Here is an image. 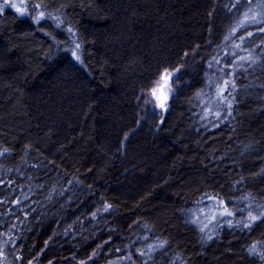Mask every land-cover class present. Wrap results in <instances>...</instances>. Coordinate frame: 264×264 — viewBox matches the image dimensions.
<instances>
[{"label": "trees", "instance_id": "16d2710c", "mask_svg": "<svg viewBox=\"0 0 264 264\" xmlns=\"http://www.w3.org/2000/svg\"><path fill=\"white\" fill-rule=\"evenodd\" d=\"M12 2L27 14L0 13V264H264L248 253L264 222L192 223L208 196L234 223L264 206V33L244 42L257 63L232 67L225 52L248 54L224 39L234 0ZM165 70L178 86L158 111Z\"/></svg>", "mask_w": 264, "mask_h": 264}, {"label": "snow or ice", "instance_id": "6c2138e0", "mask_svg": "<svg viewBox=\"0 0 264 264\" xmlns=\"http://www.w3.org/2000/svg\"><path fill=\"white\" fill-rule=\"evenodd\" d=\"M34 7H40V5H35ZM229 11H232L233 9L236 10L237 19L234 25H232L229 29L228 34L224 37L225 41H231V47L233 49H238L240 51H247V55H238L237 51H232L230 54L228 52H225V56H230V63L232 67L239 69H244L245 65L247 64L249 67L257 63V58L253 55V53L244 48V42L247 38H251L254 33L249 30L251 27H255L258 32L264 33V0H259V2H255V0H234L233 3H231L229 6ZM12 8L14 9L18 14L21 16L27 14V9L21 5H17V3L12 2V0H3V3H0V13H3L5 9ZM45 17V13L41 11L37 16H33L32 20L33 23L39 24L41 20H43ZM52 19H55L58 21L57 27H60V24L62 21L59 20V17H52ZM67 31L73 35H75L72 27H68ZM237 33H240L237 36ZM55 40V38H53ZM237 40L239 42H237ZM74 48L71 49H65V51H70L71 56L73 60H75L77 63H83L81 59V54L79 50L82 48V45L80 42L73 40L72 41ZM215 60V63L219 64L221 63L220 59L213 58ZM211 61L209 62V67H211ZM176 72H179V68L175 69ZM166 83L170 79V73L165 70V72L162 74L161 77ZM230 85L229 80H224L222 85H217V96L219 98L220 103H226L227 108H232L231 101L227 100V97L225 96V92L228 91ZM232 89H235V84H231ZM231 92H228V95L231 96ZM151 95L155 98V100L158 102L157 106L164 109L165 104L167 102V96L163 95L162 87H161V95H157V88L153 87L151 89ZM235 99V97H233ZM210 110V109H209ZM215 115L219 119L220 112H216ZM228 115H231V112H228ZM218 126V125H217ZM125 139H127V136H125ZM7 152V149L0 152V155H4ZM27 199V197H25ZM208 200H214L216 201V204L214 208L210 209L208 213L205 214V219L208 220L209 223L215 221L217 224H220V226H223L224 223H227V226L229 228H236L241 231L243 230H249L251 231L253 228V225L259 220L264 222V206H260V211L256 212L253 204L249 203L246 208H240L237 209L241 213V218L236 220L235 223L232 219L223 220V217H235L236 212L229 210L227 204L225 201L221 200L218 196H208ZM245 199H249V197H245ZM203 202V201H202ZM17 203H19V200H17ZM111 206L105 205L104 210L107 211ZM203 211V210H201ZM246 213V215H245ZM255 213V214H254ZM93 217H95V213H93ZM200 220L199 216H196V218L192 221V223H197ZM207 227V224H205L203 227H200V231L204 232L205 228ZM207 239L211 240L213 239V236L210 233H206ZM147 239V237H145ZM107 243V241H106ZM164 243H160L158 245L149 244L147 246V250H140L137 249V254L140 257H148L151 258L152 252L155 250H158L159 248H163ZM119 251V249H117ZM248 253L250 256H257L261 260H264V249L258 250L256 244H252L248 248ZM95 255V252L93 253ZM3 256L2 250H0V257ZM131 259V257H128ZM144 264H147V260L144 261Z\"/></svg>", "mask_w": 264, "mask_h": 264}, {"label": "rangeland", "instance_id": "374dc122", "mask_svg": "<svg viewBox=\"0 0 264 264\" xmlns=\"http://www.w3.org/2000/svg\"><path fill=\"white\" fill-rule=\"evenodd\" d=\"M171 76H170V79L167 81V83L161 78V80L159 81V83L155 86L157 88V94H158V91H159V88L162 87L163 85V91H164V94L168 97L167 98V103L165 104V109L168 107V104L170 102V100L173 99V96L175 94V87L178 86L177 84V81L175 79L171 80ZM176 85V86H175ZM154 101H155V105H156V108L158 111H161L162 108L158 107L157 106V101L155 100V98L153 97ZM214 205L211 207L214 208ZM209 210L208 208L207 209H204L203 211H201L199 213V217H200V223L202 225V227L207 224V227L205 228V230H209L213 225H215V221L209 223L207 219H205V214L208 213ZM115 264H118L117 261H115Z\"/></svg>", "mask_w": 264, "mask_h": 264}, {"label": "water", "instance_id": "95a60500", "mask_svg": "<svg viewBox=\"0 0 264 264\" xmlns=\"http://www.w3.org/2000/svg\"><path fill=\"white\" fill-rule=\"evenodd\" d=\"M163 86H165V85H163ZM163 86H162V91H163ZM157 95H161V87L159 88V91H158V94ZM163 95H165L164 94V91H163ZM158 103V102H157ZM167 103V102H166ZM165 109V108H164Z\"/></svg>", "mask_w": 264, "mask_h": 264}]
</instances>
